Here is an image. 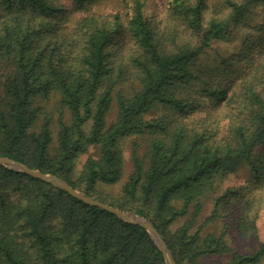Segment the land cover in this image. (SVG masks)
I'll return each mask as SVG.
<instances>
[{"label": "trees", "instance_id": "1", "mask_svg": "<svg viewBox=\"0 0 264 264\" xmlns=\"http://www.w3.org/2000/svg\"><path fill=\"white\" fill-rule=\"evenodd\" d=\"M122 1L99 12L100 0H0V157L149 219L177 264H201L231 251L230 227L204 234L210 222L232 215L250 239L264 213V0H168L153 16ZM54 96L57 142L43 104ZM126 140L133 169L113 194ZM243 164L245 182L200 223ZM263 258L264 242L221 264ZM0 264L166 262L145 228L0 165Z\"/></svg>", "mask_w": 264, "mask_h": 264}, {"label": "rangeland", "instance_id": "2", "mask_svg": "<svg viewBox=\"0 0 264 264\" xmlns=\"http://www.w3.org/2000/svg\"><path fill=\"white\" fill-rule=\"evenodd\" d=\"M168 0H145V13L147 16H153L154 13L159 11L160 9H163L166 5ZM64 3L68 6H70V0H64ZM123 9V1L122 0H100V4L97 6V10L99 12H114V11H121ZM262 19H264V13L262 15ZM243 41V38L240 37L238 41H235L233 43H222L219 47V50L222 51V53H231L238 50L241 43ZM207 62V61H206ZM58 96H54L50 101H47L43 103L45 105V111L48 113H51L53 116V123L52 128L54 131V138L55 142H57L58 139V131H59V125H58V118H59V104H58ZM67 119H69V115L66 113ZM116 118V104L114 105V109L110 115V121L115 120ZM124 150H125V173L123 176V179L120 183H118L115 186H107L104 189L110 193L118 194L123 184L128 179V176L132 172L133 169V163L131 158V141L126 140L124 142ZM88 156V155H87ZM87 156H83L78 161V168L81 169L84 162L86 161ZM249 173V167L248 165H242L238 171L229 176L227 179H225L219 186L218 189H216L210 197V199L207 201L205 210L201 216L200 223H203L206 218H208L213 209H214V202L213 199L223 194V192L233 186L241 185L245 182L247 176ZM131 213V212H129ZM228 215V214H227ZM224 215L223 218L218 219L217 221L210 222L205 228H204V234L208 233H220L225 227L229 226V233L227 236L228 245L231 249V251L224 255H218V256H208L202 259L201 264H221V263H227L230 260L233 259V257L238 255H244V254H254L261 248V243L264 242V213L260 217V220L258 222V235L257 237L252 238H246L240 234V232L236 228V224L234 220L232 219V215L227 216ZM182 224V222H180ZM253 264H264V258L258 261L257 263Z\"/></svg>", "mask_w": 264, "mask_h": 264}, {"label": "water", "instance_id": "3", "mask_svg": "<svg viewBox=\"0 0 264 264\" xmlns=\"http://www.w3.org/2000/svg\"><path fill=\"white\" fill-rule=\"evenodd\" d=\"M0 165L6 166L8 168L14 169L16 171L25 173L27 175H30L32 177L38 178L46 183H49L59 189H62L72 195L73 197L84 201L87 204L102 208L106 211H109L115 215H117L119 218H121L123 221L134 224V225H139L146 230L153 236L155 242L161 249L166 264H177L175 261L174 256L172 255L171 251L169 250L165 240L159 233V231L155 228L153 223L149 221V219H146L140 215L134 214V213H129L125 212L117 207H113L111 205H108L106 203H103L94 197H91L87 195L86 193L75 189L72 187L68 182L63 180L62 178L51 175V174H46L40 170H35L30 168L29 166L23 164V162L17 161L15 159H11L8 157H0Z\"/></svg>", "mask_w": 264, "mask_h": 264}]
</instances>
